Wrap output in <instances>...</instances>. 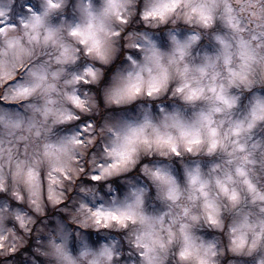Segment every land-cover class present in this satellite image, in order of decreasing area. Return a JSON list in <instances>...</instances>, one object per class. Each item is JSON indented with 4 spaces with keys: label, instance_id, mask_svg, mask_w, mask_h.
<instances>
[{
    "label": "clouds",
    "instance_id": "clouds-1",
    "mask_svg": "<svg viewBox=\"0 0 264 264\" xmlns=\"http://www.w3.org/2000/svg\"><path fill=\"white\" fill-rule=\"evenodd\" d=\"M0 264H264V0H0Z\"/></svg>",
    "mask_w": 264,
    "mask_h": 264
}]
</instances>
